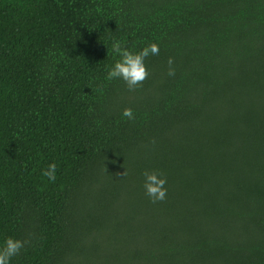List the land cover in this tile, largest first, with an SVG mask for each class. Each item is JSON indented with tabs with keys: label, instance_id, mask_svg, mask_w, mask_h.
<instances>
[{
	"label": "trees",
	"instance_id": "trees-1",
	"mask_svg": "<svg viewBox=\"0 0 264 264\" xmlns=\"http://www.w3.org/2000/svg\"><path fill=\"white\" fill-rule=\"evenodd\" d=\"M0 264H264V0H0Z\"/></svg>",
	"mask_w": 264,
	"mask_h": 264
}]
</instances>
